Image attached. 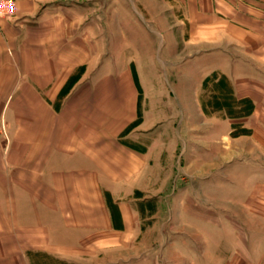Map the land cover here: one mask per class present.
Instances as JSON below:
<instances>
[{"label":"crops","instance_id":"crops-1","mask_svg":"<svg viewBox=\"0 0 264 264\" xmlns=\"http://www.w3.org/2000/svg\"><path fill=\"white\" fill-rule=\"evenodd\" d=\"M13 1L12 15L0 17V116L11 139L0 155V264L129 259L147 198L155 196L149 172L155 148L171 141L143 149L124 142L138 115L137 96L122 78L91 74V48L74 30L77 19L63 6L68 0ZM250 1L261 8L184 0L195 21L190 36L218 60L210 70L227 78L234 100L251 103L240 116L249 121L243 140L249 215L226 264H264V0ZM209 78L207 84L219 76H203L201 90ZM139 127L126 135L154 128Z\"/></svg>","mask_w":264,"mask_h":264},{"label":"rangeland","instance_id":"rangeland-1","mask_svg":"<svg viewBox=\"0 0 264 264\" xmlns=\"http://www.w3.org/2000/svg\"><path fill=\"white\" fill-rule=\"evenodd\" d=\"M235 1L240 8H261L258 2ZM63 6L69 10L61 11L77 19L76 34H84L77 37H85L91 48V74L122 78L137 96L138 115L124 142L143 149L153 140L171 141L155 148L149 169L156 176L150 191L155 196L147 198L151 205L142 211L139 238L125 252L129 259L106 264H226L249 215L243 161L249 121L226 113L234 107L236 114L239 106L231 99L227 78L210 70L218 61L215 55L190 36L195 21L187 18V4L68 0ZM213 75L218 83L201 90L202 77ZM152 125L150 134L127 136L136 126ZM234 160L237 166L230 172ZM35 264L76 263L37 259Z\"/></svg>","mask_w":264,"mask_h":264},{"label":"built area","instance_id":"built-area-1","mask_svg":"<svg viewBox=\"0 0 264 264\" xmlns=\"http://www.w3.org/2000/svg\"><path fill=\"white\" fill-rule=\"evenodd\" d=\"M13 0H0V17L8 18L13 13ZM10 135L7 122L3 115L0 116V155L4 156L10 148Z\"/></svg>","mask_w":264,"mask_h":264},{"label":"trees","instance_id":"trees-1","mask_svg":"<svg viewBox=\"0 0 264 264\" xmlns=\"http://www.w3.org/2000/svg\"><path fill=\"white\" fill-rule=\"evenodd\" d=\"M212 77H215L214 75L212 76ZM78 77H76V76H72L71 78H70V80H69V84H67L66 86H65V89L63 90V94H64V92L66 91V90H68V88H70V86H71V84H72V81H73V79H77ZM224 80V79H223ZM208 81L210 82V81H212L210 78L207 80V81H205L204 82V85L205 84H207L208 83ZM219 82H220V80H219ZM218 83V82H217ZM220 85V84H219ZM218 86V85H217ZM216 86V87H217ZM231 92V91H230ZM231 99L233 100V102L237 105V106H239L240 107V110H241V113L240 114H233V112H232V109L234 108H232L231 109V107L229 108V111L228 112H226L230 117H240V116H243L242 114H244V113H248L249 111H250V109H251V103L249 102V101H243V102H240V101H236V100H234V98H233V95H232V97H231ZM235 104H234V106H235ZM219 106V105H218ZM242 108H244V109H242ZM231 110V111H230ZM234 110V109H233ZM233 114V115H232Z\"/></svg>","mask_w":264,"mask_h":264}]
</instances>
